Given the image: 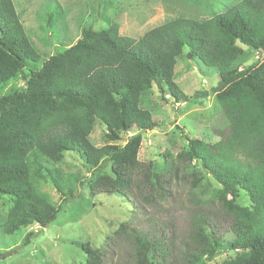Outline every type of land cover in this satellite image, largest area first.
Instances as JSON below:
<instances>
[{
	"label": "trees",
	"instance_id": "16d2710c",
	"mask_svg": "<svg viewBox=\"0 0 264 264\" xmlns=\"http://www.w3.org/2000/svg\"><path fill=\"white\" fill-rule=\"evenodd\" d=\"M104 19L105 28L83 27L75 43L24 72L40 55L13 0H0V85L23 79L0 96V194L13 197L2 231L45 227L61 211L47 193L33 192L28 154L37 149L59 164L75 152L90 176H69L59 187L63 203L78 182L91 196L133 204L129 220L100 247L83 245L80 264H206L223 251L231 256L218 264H264V0H239L203 20L174 18L138 38ZM243 47L260 59L234 65ZM179 57L217 69L212 89L222 129L213 132L216 121L209 140L172 142L174 156L157 167L138 159L141 133L156 126L143 104L153 88L163 100L191 101L175 82ZM97 124L108 141L132 134L123 145L96 146L90 134ZM205 175L218 185L209 197L199 192ZM241 194L248 205L238 202Z\"/></svg>",
	"mask_w": 264,
	"mask_h": 264
},
{
	"label": "rangeland",
	"instance_id": "374dc122",
	"mask_svg": "<svg viewBox=\"0 0 264 264\" xmlns=\"http://www.w3.org/2000/svg\"><path fill=\"white\" fill-rule=\"evenodd\" d=\"M237 1L13 0L28 39L40 55L39 60L28 64L24 72L39 68L50 55L62 52L75 43L83 27L105 28L104 17L118 24L120 34L138 38L150 28L174 18L207 19ZM56 3L61 10L59 16L54 8ZM49 14L55 16L49 20ZM260 57L259 52L243 47L233 64L249 65ZM175 74V82L189 96L190 102L176 104L168 98L163 100L157 88H153L143 104L152 112L156 126L141 133L138 159L157 167H166L174 156L172 142L183 146L186 135L209 140L213 136L210 127H214L216 121L219 124L212 131L222 129L219 106L212 89L219 79L217 69L179 57ZM22 86L20 74L0 85V96ZM105 133V127L97 124L90 134V141L96 146L106 143L123 145L128 135L132 134L121 133L119 140L108 141ZM26 163L33 192L47 193L51 201L57 206L62 205V208L45 227L33 224L6 234L1 224L13 203V197L0 194V264H80L85 259L84 244L100 247L119 223L129 220L133 209L132 199L129 201L104 193L91 196L86 183L80 185L77 182L73 187L74 197L63 203L59 187L67 178L75 174L90 176L75 152H65L63 161L55 164L33 149L26 157ZM200 185L199 192L205 197H209L218 187L208 175L202 178ZM238 200L242 205L249 204L244 194ZM31 231L37 233L24 244L26 234ZM228 238L229 235H226L223 240ZM230 256L231 253L223 251L206 264H218Z\"/></svg>",
	"mask_w": 264,
	"mask_h": 264
},
{
	"label": "water",
	"instance_id": "95a60500",
	"mask_svg": "<svg viewBox=\"0 0 264 264\" xmlns=\"http://www.w3.org/2000/svg\"><path fill=\"white\" fill-rule=\"evenodd\" d=\"M52 219H50L49 221H51Z\"/></svg>",
	"mask_w": 264,
	"mask_h": 264
}]
</instances>
